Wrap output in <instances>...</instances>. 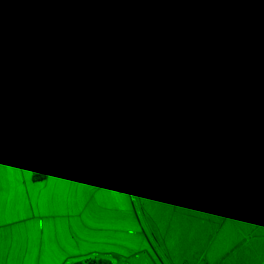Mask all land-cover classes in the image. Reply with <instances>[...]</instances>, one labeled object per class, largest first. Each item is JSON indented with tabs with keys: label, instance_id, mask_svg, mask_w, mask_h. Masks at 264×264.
Here are the masks:
<instances>
[{
	"label": "crops",
	"instance_id": "crops-1",
	"mask_svg": "<svg viewBox=\"0 0 264 264\" xmlns=\"http://www.w3.org/2000/svg\"><path fill=\"white\" fill-rule=\"evenodd\" d=\"M32 8L0 0V264H162L154 243L170 264H264V64L156 44L264 57V0H65L52 22Z\"/></svg>",
	"mask_w": 264,
	"mask_h": 264
},
{
	"label": "built area",
	"instance_id": "built-area-1",
	"mask_svg": "<svg viewBox=\"0 0 264 264\" xmlns=\"http://www.w3.org/2000/svg\"><path fill=\"white\" fill-rule=\"evenodd\" d=\"M65 0H34V8L30 10H25L26 13L30 14L31 16L52 22V18L48 15V12H56L58 11L61 6L64 4ZM75 7V6H74ZM89 109L93 117L97 120V122L102 126V128L105 130L107 134H109V121H108V115H107V106L105 102L98 98V96L95 93H92L91 90H89ZM94 95L101 101L102 106L104 108L103 114L101 112H96L95 108V102H94ZM105 118V121L102 118ZM114 150L118 157H120L119 152L114 147ZM123 172H124V191L128 197L129 202L132 204V206L136 209V211L140 214V205L138 201V195H137V187H136V179L133 175H131L121 162ZM144 227L146 231L148 232L146 225L144 224ZM148 235L149 232H148ZM154 246L158 252L160 261L162 264H170V262L167 260L166 256L160 251V249L157 247V245L154 243ZM93 261L95 259H88V261ZM87 261V260H85ZM128 264H151L148 260L140 261L139 256L136 254L132 256L128 262Z\"/></svg>",
	"mask_w": 264,
	"mask_h": 264
},
{
	"label": "trees",
	"instance_id": "trees-1",
	"mask_svg": "<svg viewBox=\"0 0 264 264\" xmlns=\"http://www.w3.org/2000/svg\"><path fill=\"white\" fill-rule=\"evenodd\" d=\"M96 29L92 30L90 40L95 43L98 40L93 37ZM156 44L163 48L165 54H172L179 51H184L190 54V56L196 61H202L206 64H213L214 62H221L226 65H236L240 62H260L264 64V57L257 56L256 54L249 53L248 51L238 50L235 48H226L221 50H210L206 48H196L187 44H183L173 40H166L164 38H158ZM215 154V152H211ZM75 264H109L103 260L83 261Z\"/></svg>",
	"mask_w": 264,
	"mask_h": 264
},
{
	"label": "water",
	"instance_id": "water-1",
	"mask_svg": "<svg viewBox=\"0 0 264 264\" xmlns=\"http://www.w3.org/2000/svg\"><path fill=\"white\" fill-rule=\"evenodd\" d=\"M97 96H98V98H100V96L98 94H97ZM78 163H79L81 170L83 172L89 171L91 166H92V163H93V161L91 159V153L83 142L80 143Z\"/></svg>",
	"mask_w": 264,
	"mask_h": 264
},
{
	"label": "bare ground",
	"instance_id": "bare-ground-1",
	"mask_svg": "<svg viewBox=\"0 0 264 264\" xmlns=\"http://www.w3.org/2000/svg\"><path fill=\"white\" fill-rule=\"evenodd\" d=\"M94 102H95V108H96V112H101L103 114V106H102V103L101 101L94 95ZM104 121H105V118L103 117L102 118Z\"/></svg>",
	"mask_w": 264,
	"mask_h": 264
}]
</instances>
